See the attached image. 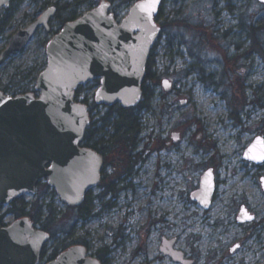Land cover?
Instances as JSON below:
<instances>
[{
  "label": "rangeland",
  "instance_id": "obj_1",
  "mask_svg": "<svg viewBox=\"0 0 264 264\" xmlns=\"http://www.w3.org/2000/svg\"><path fill=\"white\" fill-rule=\"evenodd\" d=\"M133 2L112 0L118 19ZM53 3L66 6L61 10L64 18L95 6L88 1L76 5V0L15 1L0 29V52L11 35ZM160 13L168 26L151 52L149 67L156 80L145 84L151 90L145 108L133 110L140 133L125 153L112 150L110 165L102 162L100 182L88 192V213L83 216L80 209L67 207L45 182L22 202L39 215L38 226L51 234L48 246L54 247L56 239L84 241L87 252L102 256L105 264H181L159 250L162 237L174 238L173 248L192 264H259L264 162L256 165L243 153L254 137L264 141V56L250 49L247 36L248 27H256L264 43V4L163 0ZM56 20L49 19V32L40 26L26 47L0 65L5 95L34 90L47 62L45 45L52 29L61 26ZM163 78L172 81L170 93L160 85ZM97 87L95 80L76 90L88 105L90 123L102 127L98 139L108 141L110 126H102L100 119L109 106L94 104ZM173 132L179 133L176 141L171 140ZM207 167L213 169L217 186L205 210L189 193L197 189ZM166 198L174 206L165 211L159 203ZM241 204L252 221L237 222Z\"/></svg>",
  "mask_w": 264,
  "mask_h": 264
},
{
  "label": "water",
  "instance_id": "obj_2",
  "mask_svg": "<svg viewBox=\"0 0 264 264\" xmlns=\"http://www.w3.org/2000/svg\"><path fill=\"white\" fill-rule=\"evenodd\" d=\"M94 1L97 6L64 22L46 43L47 62L36 78L35 93L8 96L0 90V207L34 193L36 185L45 180L67 207L76 208L99 184L103 156L82 145L90 115L87 104L75 99L79 85L99 80L93 101L106 107L119 104L128 109L140 101L149 54L160 36L156 17L162 0H156L150 17L141 8L148 0H135L120 21L110 12L108 0ZM258 1L264 4V0ZM9 2L0 0V13ZM53 11L50 7L41 12L35 21L11 35L0 52V65L26 47L40 26L50 30ZM171 86L172 81L161 80L166 93L171 92ZM178 138V132L171 134L172 141ZM260 141L262 138L256 137L249 144L244 159L256 164L264 161ZM246 153L252 158H246ZM260 180L264 190V177ZM198 183L189 195L207 210L215 189L211 168L201 174ZM237 214L240 223L253 218L244 206ZM49 236L27 216L0 224V264H37ZM174 243V238H162L159 250L175 262L192 264V259L173 248ZM262 256L259 264H264V248ZM47 264L102 263L81 244L60 252Z\"/></svg>",
  "mask_w": 264,
  "mask_h": 264
},
{
  "label": "trees",
  "instance_id": "obj_3",
  "mask_svg": "<svg viewBox=\"0 0 264 264\" xmlns=\"http://www.w3.org/2000/svg\"><path fill=\"white\" fill-rule=\"evenodd\" d=\"M15 1L17 3V1H19V0H11L10 4L5 8V14L3 16H1L2 21L0 24V29L7 22L6 19L9 17L11 12L14 10L12 4ZM83 1H88V3L90 5L94 4L93 0H76V5L81 4V2H83ZM65 7L66 6L58 7L56 15L54 17L57 19V21L59 22L60 25H62L63 22H65V21H71V19L76 18V16L74 14H72L70 17H66V18L62 17L61 10H62V8H65ZM157 17L158 18L161 17L160 7L158 10ZM159 24L161 25V30H163V28L168 26L167 23H165L164 21H160ZM247 30H248L247 36H248L249 41H250V49L253 50L254 52H258L259 54L264 56V51L262 49L264 43L262 41H260V38L257 36V33H258L257 28L249 26ZM149 56L150 57L148 59L147 65H146L147 68H146L145 80L141 86L142 98H141L139 104L135 107H129L128 109L123 108L120 105H115V107L110 106L108 108V111H107L108 113L100 119L102 126H105V127L108 125L110 126V138H109V140L108 141H101L98 139V136H99V133L101 132L102 127L99 126L97 128L95 126L96 122L89 123L90 125L88 126V128L86 129V131L84 133V141H86V142L91 141L94 145L92 147L105 156L104 158H105V160H107L108 165H110V162H111V161L108 162L109 157H110L109 154H111V152H113L115 150H119V151H122L125 153L127 151V148L129 147L130 142L133 141L134 138L138 137V135L140 133L138 122H137V113H135L133 110L135 108H137V109H140L143 107L145 108L144 98H148L149 95L151 94V90L148 89V87L145 85L146 82L152 81L155 79V78H153V75L151 74L150 67H149L150 61H151V53ZM75 92L78 94L77 90ZM108 119H109V121H108ZM102 143H104V144L101 145ZM96 146H99V147L97 148ZM107 186H109V185H106V187ZM87 198H88V193L85 195L84 201L82 202V204L79 207L80 210L82 211L83 216H85V214L88 213V205H87L88 199ZM27 204H28L27 202H26V204L24 202L19 203L18 205L19 206L21 205L22 208H21V210H15L14 213H17V215H24L25 213L22 210H24L26 208ZM13 205H15V204H13ZM28 215H29V218L33 221V223H35L37 225L39 215L38 214L33 215V213L30 212V210H29ZM41 229H43V228H41ZM43 230L46 231V228H44ZM97 258L99 259L100 257L98 256Z\"/></svg>",
  "mask_w": 264,
  "mask_h": 264
},
{
  "label": "flooded vegetation",
  "instance_id": "obj_4",
  "mask_svg": "<svg viewBox=\"0 0 264 264\" xmlns=\"http://www.w3.org/2000/svg\"><path fill=\"white\" fill-rule=\"evenodd\" d=\"M11 1V0H10ZM108 2H109V4H111V7H110V12L113 14V15H115L116 17H117V15H116V13H115V6L112 4V0H108ZM10 4V3H9ZM54 4V3H53ZM51 5V6H47L46 5V7L47 8H49V7H53V9H54V11H53V14H52V16L50 17V19H51V21L54 19H56V18H54L55 17V15H56V12H57V9H58V7L54 4V5ZM46 8V9H47ZM45 9V8H44ZM44 9L42 10V11H44ZM45 9V10H46ZM158 13V12H157ZM158 15V14H157ZM57 21V20H56ZM156 22L159 24V22H160V18H158V17H156ZM50 23V22H49ZM49 23H48V26H49ZM160 25V24H159ZM61 27V26H60ZM59 27V28H60ZM160 28H161V25H160ZM49 29H50V27H49ZM58 30V29H57ZM57 30H53L52 29V31L53 32H55V31H57ZM162 30L160 29V32H161ZM161 35V34H160ZM160 85H161V83H160ZM82 86H84V85H82ZM81 87V86H80ZM171 91L174 89L173 88V84H172V86H171ZM79 89V88H78ZM172 134V133H171ZM260 137V136H259ZM259 137H257V138H259ZM256 137H254V139H255ZM262 138V137H261ZM253 139V140H254ZM172 140V139H171ZM252 140V141H253ZM262 140H263V138H262ZM251 141V142H252ZM264 144V143H263ZM83 145L85 146V147H90V148H92L93 150H95L92 146H94L93 145V143L91 142V141H84L83 142ZM97 148L99 147V146H96ZM249 147V146H248ZM245 150H246V148H245ZM245 150H244V152H245ZM98 154L100 153V152H98L97 150H95ZM102 156H103V163H104V160H105V156L102 154V153H100ZM244 154V153H243ZM251 161V160H250ZM253 162V161H252ZM264 162V161H263ZM263 162H261V163H263ZM254 163V162H253ZM254 164H256V163H254ZM105 165V164H104ZM256 165H261V164H256ZM207 168H211V167H207ZM207 170V169H206ZM211 170H212V172H213V169L211 168ZM205 171V170H204ZM203 171V172H204ZM203 174V173H202ZM213 174H214V183H215V173L213 172ZM201 176V175H200ZM261 177H264V176H261ZM260 177V178H261ZM260 178H259V181H260V185H261V180H260ZM199 181V180H198ZM43 182H45V181H43ZM45 184H47L46 182H45ZM216 186H217V183H215V189H214V195H215V190H216ZM261 188H262V186H261ZM55 191V190H54ZM89 192V191H88ZM56 193V192H55ZM214 195H213V197H214ZM213 197H212V200H213ZM23 199V196L21 197V198H18V199H16L15 201H13L12 203H10V204H7V205H4V206H2V207H0V224L2 225V226H5L6 224H8V223H10V222H12V221H14V220H16V218H18V217H26V216H28L29 217V209L27 208V206H26V208L24 209V210H22L25 214L24 215H17V213H14V211L15 210H21V208H22V206L20 205H18L19 203H22V201L21 200ZM212 200H211V202H212ZM13 204H15V205H13ZM17 204V205H16ZM211 204V203H210ZM211 206V205H210ZM241 206H244L243 204H241ZM241 206L239 207V210H240V208H241ZM79 207H80V205H79ZM79 207H77L76 208V210H79L80 208ZM244 208L246 209V207L244 206ZM208 210V209H207ZM239 210H238V212H239ZM21 212V211H20ZM78 212H80V210L78 211ZM237 212V213H238ZM247 212V211H246ZM249 214V213H248ZM238 215V214H237ZM252 216V215H251ZM236 219H237V217H236ZM253 219V218H252ZM252 221V220H251ZM238 222V221H237ZM244 222H247V221H244ZM240 223V222H239ZM49 233V232H48ZM50 237H51V234H50ZM163 238V237H162ZM162 238H161V242H162ZM81 244H83V245H85L86 246V244L84 243V241L82 242H79L78 240H73V239H70V240H68V239H65V240H58V239H56V243H55V245H54V247H50V246H48V244L46 243L44 246H43V248H42V250H41V252H40V257H39V261L37 262V264H47V263H49L51 260H53L57 255H59L60 254V252H62V251H64V250H66V249H68V248H70L71 246H74V245H81ZM161 244V243H160ZM87 247V246H86ZM264 248V247H263ZM163 253V252H162ZM163 255H165V254H163ZM169 256V255H168ZM97 257V256H96ZM98 259V258H97ZM99 261L102 263V264H105V263H103V259H102V256H100V258H99ZM260 263V262H259Z\"/></svg>",
  "mask_w": 264,
  "mask_h": 264
},
{
  "label": "snow or ice",
  "instance_id": "obj_5",
  "mask_svg": "<svg viewBox=\"0 0 264 264\" xmlns=\"http://www.w3.org/2000/svg\"><path fill=\"white\" fill-rule=\"evenodd\" d=\"M155 3H156V0H148L147 3L141 5V8L148 13L149 17L151 16V12L154 10ZM164 83H165V86H167V82L165 81ZM260 142L264 143V141H260ZM249 151H251V149ZM246 158H252V157H248L246 153ZM261 159H264V156H261ZM210 174L211 173H209V175ZM202 203H204V201H202ZM246 218L251 219L250 216H247Z\"/></svg>",
  "mask_w": 264,
  "mask_h": 264
},
{
  "label": "bare ground",
  "instance_id": "obj_6",
  "mask_svg": "<svg viewBox=\"0 0 264 264\" xmlns=\"http://www.w3.org/2000/svg\"><path fill=\"white\" fill-rule=\"evenodd\" d=\"M229 148V145L227 146V149ZM165 173V172H164ZM166 175V174H165ZM163 175V176H165ZM158 196V195H157ZM159 197V196H158ZM160 207H162L165 211L166 210H170L171 207H173V203L171 200H169V198H166L163 202L159 203ZM153 257H155V255H153Z\"/></svg>",
  "mask_w": 264,
  "mask_h": 264
}]
</instances>
